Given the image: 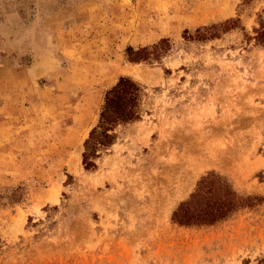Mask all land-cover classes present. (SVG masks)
I'll use <instances>...</instances> for the list:
<instances>
[{
    "label": "rangeland",
    "instance_id": "rangeland-1",
    "mask_svg": "<svg viewBox=\"0 0 264 264\" xmlns=\"http://www.w3.org/2000/svg\"><path fill=\"white\" fill-rule=\"evenodd\" d=\"M263 259L264 0H0V264Z\"/></svg>",
    "mask_w": 264,
    "mask_h": 264
},
{
    "label": "trees",
    "instance_id": "trees-1",
    "mask_svg": "<svg viewBox=\"0 0 264 264\" xmlns=\"http://www.w3.org/2000/svg\"><path fill=\"white\" fill-rule=\"evenodd\" d=\"M131 81L127 78H120L117 85L108 91V96L106 97V104L108 105V112L106 117H112L114 115H127V113L123 112L124 110H117L115 105H118V100L121 101L123 99L125 89L129 87ZM129 97H126V99ZM264 264V259L262 261Z\"/></svg>",
    "mask_w": 264,
    "mask_h": 264
},
{
    "label": "snow or ice",
    "instance_id": "snow-or-ice-1",
    "mask_svg": "<svg viewBox=\"0 0 264 264\" xmlns=\"http://www.w3.org/2000/svg\"><path fill=\"white\" fill-rule=\"evenodd\" d=\"M194 195H195V193H194ZM205 195H206V196H211L212 193L209 191V192L205 193Z\"/></svg>",
    "mask_w": 264,
    "mask_h": 264
}]
</instances>
